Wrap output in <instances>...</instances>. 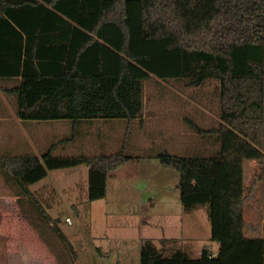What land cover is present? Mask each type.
<instances>
[{
	"label": "trees",
	"instance_id": "16d2710c",
	"mask_svg": "<svg viewBox=\"0 0 264 264\" xmlns=\"http://www.w3.org/2000/svg\"><path fill=\"white\" fill-rule=\"evenodd\" d=\"M16 71L26 121L133 120L142 117L152 76L195 87L216 79L218 126L188 123L202 136L215 135L218 150L156 157L180 172L185 212L206 206L218 251L205 246L192 257L187 249L167 251L176 239L158 247L146 238L141 264H264V237L244 233L246 159L259 161L254 181H264V0H0V76ZM134 158L123 150L97 156L48 150L44 158L3 156L0 172L47 216L29 185L50 168L85 165L93 201L106 197L109 176Z\"/></svg>",
	"mask_w": 264,
	"mask_h": 264
},
{
	"label": "rangeland",
	"instance_id": "374dc122",
	"mask_svg": "<svg viewBox=\"0 0 264 264\" xmlns=\"http://www.w3.org/2000/svg\"><path fill=\"white\" fill-rule=\"evenodd\" d=\"M144 90L145 108L152 120L142 124L141 131L138 128L136 132L133 127L132 133H125L126 130L123 136L120 134L117 149L121 146L127 155L137 158L109 176L105 198L93 201L87 198L80 166L61 168L58 175L29 185L34 198L39 196L47 216L39 215L40 211L36 212L29 202L26 209L6 208L0 213L7 224L10 220L19 223L27 220V264H141V242L146 238L158 247L162 239H176L177 242L167 245V251L187 249L192 257H198L205 246L217 253L210 238L206 206L191 213L184 211L180 172L163 166L156 155L168 152L207 156L218 150L216 136L200 135L191 128L188 119L205 129L218 126L219 82L210 79L195 87L186 85L184 80H159L152 76L145 81ZM258 172L261 168L257 159L244 161L247 237H264V181H254ZM45 182L52 189L43 191L41 186L35 191ZM51 190L53 193H48ZM50 196L55 200L53 203L47 201ZM6 252V241L0 239V264H6Z\"/></svg>",
	"mask_w": 264,
	"mask_h": 264
},
{
	"label": "crops",
	"instance_id": "0c3cea01",
	"mask_svg": "<svg viewBox=\"0 0 264 264\" xmlns=\"http://www.w3.org/2000/svg\"><path fill=\"white\" fill-rule=\"evenodd\" d=\"M20 80L21 76L19 71H16L14 77L0 76V158L3 156H21L30 153H36L44 158V154L48 150H52V153L58 156L114 154L121 150V146L117 149L120 134L123 136L126 130L125 133L128 131L132 133L133 127L137 132L142 124H149L152 120L149 116V111L144 107L142 117L133 120L96 118L77 121L70 119L26 121L22 119L20 114L18 91ZM129 123H131V126ZM125 126H127L126 129ZM150 130H148V133ZM110 131L113 134H109ZM184 134L186 135L185 132ZM79 166L84 173V188L87 190L86 196L88 198V168L85 165ZM76 168L79 167L75 166L68 169ZM58 170L50 168L46 177L58 175ZM41 186H44V188ZM42 188L43 191L52 189L45 182L37 186L35 191ZM51 192L52 190L48 193ZM36 197L41 202L39 196L36 195ZM47 199L49 203L55 201L51 196ZM27 207L28 196L23 195L15 183L7 182L0 172V213H3L6 208L12 210L15 208L26 209ZM0 239L6 241V254H8L6 256V264H27V220H24V223L10 220L7 224L0 217ZM212 246L217 248L218 251L217 243L213 242ZM18 258H20V261H18Z\"/></svg>",
	"mask_w": 264,
	"mask_h": 264
},
{
	"label": "built area",
	"instance_id": "2783aa9c",
	"mask_svg": "<svg viewBox=\"0 0 264 264\" xmlns=\"http://www.w3.org/2000/svg\"><path fill=\"white\" fill-rule=\"evenodd\" d=\"M67 221H68L69 223L71 222L69 218H67Z\"/></svg>",
	"mask_w": 264,
	"mask_h": 264
}]
</instances>
